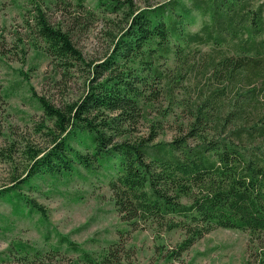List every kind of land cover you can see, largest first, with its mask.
<instances>
[{
    "label": "trees",
    "instance_id": "obj_1",
    "mask_svg": "<svg viewBox=\"0 0 264 264\" xmlns=\"http://www.w3.org/2000/svg\"><path fill=\"white\" fill-rule=\"evenodd\" d=\"M96 3L124 9L115 0ZM127 15L81 100L60 109L38 99L57 138L32 155L20 183L103 168L116 175L114 204L133 229L182 231L179 253L216 228L248 231L264 255V0H168ZM36 22L47 53L66 65L82 60L68 32L41 11ZM140 123L149 137L133 136ZM173 124V138L160 140ZM17 189L0 190V198L15 214L49 224L46 209ZM53 233L48 256L65 247L77 256L73 264H130L119 243L96 254ZM43 255L15 241L0 261L31 264Z\"/></svg>",
    "mask_w": 264,
    "mask_h": 264
},
{
    "label": "rangeland",
    "instance_id": "obj_2",
    "mask_svg": "<svg viewBox=\"0 0 264 264\" xmlns=\"http://www.w3.org/2000/svg\"><path fill=\"white\" fill-rule=\"evenodd\" d=\"M115 1L124 8L117 13L102 10L97 0H0V190L17 184V192L43 206L49 220L44 224L37 214H15L13 205L0 198V253L22 241L44 249L43 258L31 264H73L77 256L65 247L60 255H47L56 243L54 230L96 254L119 243L130 264H264L248 231L216 228L179 253L182 231L144 225L133 229L114 204L110 182L116 175L103 168L90 175L80 168L81 174L69 179L45 175L33 178L30 186L20 183L32 155L49 149L57 138L55 121L38 99L60 109L81 100L96 77L95 66L110 54L127 26L128 12L168 0ZM39 11L50 25L69 33L82 60L66 65L46 52L38 36ZM174 128L168 127L160 140H171ZM149 135L143 123L133 133L135 138ZM0 264L26 263L12 257Z\"/></svg>",
    "mask_w": 264,
    "mask_h": 264
}]
</instances>
